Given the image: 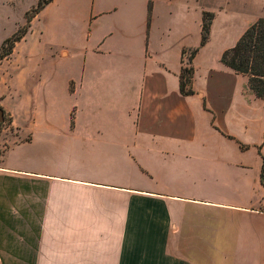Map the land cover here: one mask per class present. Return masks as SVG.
<instances>
[{
	"label": "crops",
	"instance_id": "1",
	"mask_svg": "<svg viewBox=\"0 0 264 264\" xmlns=\"http://www.w3.org/2000/svg\"><path fill=\"white\" fill-rule=\"evenodd\" d=\"M203 11L52 0L31 18L0 60V108L18 131L0 154V264H264L257 98L245 76L244 90L225 84L220 61L200 74L209 40L194 93L179 90Z\"/></svg>",
	"mask_w": 264,
	"mask_h": 264
},
{
	"label": "rangeland",
	"instance_id": "2",
	"mask_svg": "<svg viewBox=\"0 0 264 264\" xmlns=\"http://www.w3.org/2000/svg\"><path fill=\"white\" fill-rule=\"evenodd\" d=\"M190 3L193 19L200 7L208 11L214 12V18L212 20V31H210L209 43L205 47L202 55L198 59V65L200 68V74H203L204 68L208 64L215 65L219 62L220 54L226 48L232 46L240 34L254 21L260 17H264V0H181V2ZM37 0H0V44L4 40V37L14 27V23L20 21L24 17L23 23L19 26L18 32L27 27L28 21L25 18L26 12L31 14V9L36 5ZM82 3L88 8L89 0H82ZM58 5H53L49 11V18L58 20L57 17ZM160 16V24L163 22V27L160 28L159 34L167 31L165 24L170 20L169 9L166 5L157 6ZM82 21L79 20V25ZM56 25L60 28H68V24L59 21ZM198 31L193 22V28L191 30V38H195ZM170 35L176 34L170 32ZM189 49L185 54L188 58L190 54ZM187 65V61L185 60ZM221 70L220 68L218 71ZM225 74L233 76L236 80H232L229 77L224 76L223 82L231 84L230 88L235 90H244L247 88L242 86L243 80L246 82V78L240 74H236L229 68L223 66ZM220 73V71H219ZM243 78V79H242ZM222 79V78H221ZM250 105L254 107L256 118V129L249 136L253 141L258 142L260 136L263 137L262 126L264 125V101L262 99L250 100ZM19 109L23 110V103L21 102ZM240 133V136L244 134V128L242 126L235 127ZM18 134L15 126L10 125V118L4 113L3 119L0 120V154L5 149V146L10 141H17L16 135ZM253 159V167L255 169L260 168V159L257 152L254 150L248 155Z\"/></svg>",
	"mask_w": 264,
	"mask_h": 264
},
{
	"label": "trees",
	"instance_id": "3",
	"mask_svg": "<svg viewBox=\"0 0 264 264\" xmlns=\"http://www.w3.org/2000/svg\"><path fill=\"white\" fill-rule=\"evenodd\" d=\"M51 1L52 0H37L36 5L31 9V14L26 12L25 18L28 21L27 27L20 32H18V28L11 36L2 41L0 45V60L12 52L15 42L19 41L28 31L31 18ZM149 15L150 5H148V16ZM213 18L214 12H202L199 45L191 48L187 58V65L181 66L179 73V90L183 95L194 93L191 89V80L194 74L192 59L199 48L205 45L209 40ZM219 61L236 74L245 76L247 78L249 90L256 98L264 100V17H260L251 23L240 34L232 46L223 50L220 54ZM258 153L261 155L260 150H258ZM260 177L261 181L264 183V164L261 166Z\"/></svg>",
	"mask_w": 264,
	"mask_h": 264
},
{
	"label": "water",
	"instance_id": "4",
	"mask_svg": "<svg viewBox=\"0 0 264 264\" xmlns=\"http://www.w3.org/2000/svg\"><path fill=\"white\" fill-rule=\"evenodd\" d=\"M3 119V110L0 108V120Z\"/></svg>",
	"mask_w": 264,
	"mask_h": 264
}]
</instances>
